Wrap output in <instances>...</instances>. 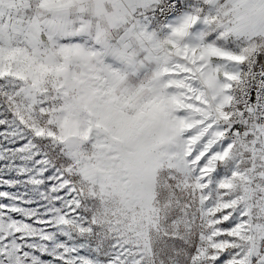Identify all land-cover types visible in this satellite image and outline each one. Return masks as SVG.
I'll list each match as a JSON object with an SVG mask.
<instances>
[{"label":"snow or ice","instance_id":"1","mask_svg":"<svg viewBox=\"0 0 264 264\" xmlns=\"http://www.w3.org/2000/svg\"><path fill=\"white\" fill-rule=\"evenodd\" d=\"M0 264H264V0H0Z\"/></svg>","mask_w":264,"mask_h":264},{"label":"rangeland","instance_id":"2","mask_svg":"<svg viewBox=\"0 0 264 264\" xmlns=\"http://www.w3.org/2000/svg\"><path fill=\"white\" fill-rule=\"evenodd\" d=\"M139 190L146 195H150L153 199L158 195L161 202H163L168 195L163 187V183H157L155 178L151 180L145 178L144 183L139 186Z\"/></svg>","mask_w":264,"mask_h":264}]
</instances>
